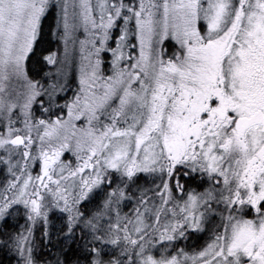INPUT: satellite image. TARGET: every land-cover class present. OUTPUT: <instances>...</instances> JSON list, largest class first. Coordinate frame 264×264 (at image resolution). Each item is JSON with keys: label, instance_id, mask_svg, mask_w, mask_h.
Segmentation results:
<instances>
[{"label": "snow or ice", "instance_id": "6c2138e0", "mask_svg": "<svg viewBox=\"0 0 264 264\" xmlns=\"http://www.w3.org/2000/svg\"><path fill=\"white\" fill-rule=\"evenodd\" d=\"M0 264H264V0H0Z\"/></svg>", "mask_w": 264, "mask_h": 264}]
</instances>
